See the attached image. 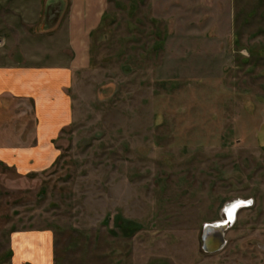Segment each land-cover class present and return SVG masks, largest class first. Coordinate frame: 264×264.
<instances>
[{
    "label": "rangeland",
    "instance_id": "374dc122",
    "mask_svg": "<svg viewBox=\"0 0 264 264\" xmlns=\"http://www.w3.org/2000/svg\"><path fill=\"white\" fill-rule=\"evenodd\" d=\"M93 37L55 163L0 162V264L41 235L55 264H264V0H108Z\"/></svg>",
    "mask_w": 264,
    "mask_h": 264
},
{
    "label": "crops",
    "instance_id": "0c3cea01",
    "mask_svg": "<svg viewBox=\"0 0 264 264\" xmlns=\"http://www.w3.org/2000/svg\"><path fill=\"white\" fill-rule=\"evenodd\" d=\"M107 5L108 0H0L1 163L27 173L55 163L57 141L75 118L71 90L90 67L93 36ZM39 240V252L29 249L30 241L18 242L11 264H55L50 240Z\"/></svg>",
    "mask_w": 264,
    "mask_h": 264
},
{
    "label": "water",
    "instance_id": "95a60500",
    "mask_svg": "<svg viewBox=\"0 0 264 264\" xmlns=\"http://www.w3.org/2000/svg\"><path fill=\"white\" fill-rule=\"evenodd\" d=\"M227 228V224L221 226L214 224L206 225L203 232V249L208 253L222 250L226 245L224 232Z\"/></svg>",
    "mask_w": 264,
    "mask_h": 264
},
{
    "label": "bare ground",
    "instance_id": "6f19581e",
    "mask_svg": "<svg viewBox=\"0 0 264 264\" xmlns=\"http://www.w3.org/2000/svg\"><path fill=\"white\" fill-rule=\"evenodd\" d=\"M246 206L248 207L249 204L248 202H245V201L237 200V201L232 202L231 204L227 205V207H225L226 208L224 211L225 219L223 221L215 223L214 225L221 226V225L227 224L228 226L230 223H234V220H236V214L238 213V211Z\"/></svg>",
    "mask_w": 264,
    "mask_h": 264
},
{
    "label": "flooded vegetation",
    "instance_id": "af4514ba",
    "mask_svg": "<svg viewBox=\"0 0 264 264\" xmlns=\"http://www.w3.org/2000/svg\"><path fill=\"white\" fill-rule=\"evenodd\" d=\"M236 201H237V200H236ZM240 201H242V200H240ZM245 202H248V201H245ZM239 211H240V210H239ZM239 211H238V212H239ZM237 215H238V213L236 214V220H237ZM219 222H220V221H219ZM202 247H203V246H202Z\"/></svg>",
    "mask_w": 264,
    "mask_h": 264
}]
</instances>
